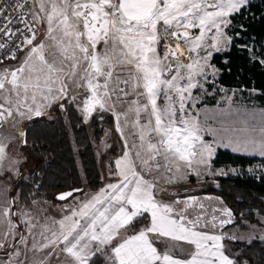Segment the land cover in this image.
I'll list each match as a JSON object with an SVG mask.
<instances>
[{"label": "snow or ice", "instance_id": "obj_1", "mask_svg": "<svg viewBox=\"0 0 264 264\" xmlns=\"http://www.w3.org/2000/svg\"><path fill=\"white\" fill-rule=\"evenodd\" d=\"M250 7L251 0H0V264H251L242 249L264 243V218L234 212L219 196L175 191L190 178L216 183L236 174L215 166L220 148L264 157V111L230 105L201 119L197 108L224 91L217 55L235 48L264 66V49L257 53L235 22ZM69 105L82 122L111 115L122 153L98 190L58 192L54 200L66 203L54 219L43 170L28 162L45 151L33 129ZM255 215L264 217V208Z\"/></svg>", "mask_w": 264, "mask_h": 264}, {"label": "trees", "instance_id": "obj_2", "mask_svg": "<svg viewBox=\"0 0 264 264\" xmlns=\"http://www.w3.org/2000/svg\"><path fill=\"white\" fill-rule=\"evenodd\" d=\"M235 22L245 24L248 30L245 39L260 53L264 49V0H251L250 11L243 19L237 17ZM225 60L228 61L227 64L224 63ZM214 62L222 70L218 86L254 91L258 105L264 107V66L250 60L246 53L241 54L235 48L229 53L217 55ZM107 130L117 138L121 152L123 142L115 131L114 118L108 114H105L102 122L99 118L82 122L77 109L69 105L67 111L53 110L51 120L44 119L36 125L33 131L43 138L42 147L45 151L33 154L31 159L34 169L43 170L41 175L44 187L41 193L49 201L60 203L54 200L56 194L71 187L90 188L95 191L103 184L97 144ZM118 154L117 146L112 144L102 155V160ZM257 161L264 162V159L218 149L215 164L236 166L243 171L235 177L221 179L219 190L211 189L204 193L222 197L234 212H252L254 216L250 218L257 219L255 214L264 208V179L254 178L246 173V169ZM23 192L28 195L30 189L24 187ZM242 251L251 264H264V243L259 240Z\"/></svg>", "mask_w": 264, "mask_h": 264}, {"label": "rangeland", "instance_id": "obj_3", "mask_svg": "<svg viewBox=\"0 0 264 264\" xmlns=\"http://www.w3.org/2000/svg\"><path fill=\"white\" fill-rule=\"evenodd\" d=\"M182 59H184L185 62H187L186 57H182ZM217 88L218 89H223L224 91H216V92H214L213 95L203 98L201 104L197 105V108L201 112V117H200L201 119L203 118V114L207 110H219L221 108L228 109L230 107V105H231V107L233 109H239V110H241V112H243L244 110L255 111L257 113H259L261 111H264V107H261V106L258 105L257 99L255 97L256 92H254V91H243V90L238 89V88H225V87H220L218 85H217ZM225 93H227V95L231 97L230 101H227L225 99ZM212 101L214 102V104H209V102H212ZM51 119H49V120H51ZM245 119H247V117H245ZM210 123H212V122L210 121ZM213 126L215 127L216 125L213 124ZM237 127H240V126L238 125ZM117 134L119 135V133H117ZM119 137H120V135H119ZM205 138L208 139V140L212 139V137H210V136H206ZM129 143H131V141H129ZM112 144L117 146L119 154L117 156L109 157L106 160H102V155L104 154V152L106 150H108V148H110V146ZM119 146H120V144L117 141V138L109 130L106 131V133H105L104 137L102 138L101 142L99 144H97V155H98V158H99V165H100V169H101V175L105 177V179H103V184L108 182V180L106 178V174H107V169H108L109 163L111 161H113L116 157L120 156L121 153H122V151L120 152ZM226 150L231 151V149H226ZM238 154L246 155V156H256V157H258L260 159H264V157L259 156V155H251V154H245V153H238ZM215 166L217 168H220V167H226V168L235 167L238 171H237L236 174H230V175L225 176V177H217L216 178V183H213L211 180H209L208 183H201L200 181H198L195 178H190L188 181L181 182V183L177 184L176 186L192 185V184H205V185H208V186L217 185V184L219 185L220 182H221V179L235 177L237 175H240L242 173V171H243L239 167L231 166V165L215 164ZM28 167L31 168V169H34V163H33L32 159L29 160ZM249 169H251L252 171H249ZM246 173L248 175L254 177V178L264 177V162L263 161L255 162L252 166H250V167H248L246 169ZM25 174H27V173H25ZM10 192L12 194H14L15 193V189L14 188L11 189ZM196 196H199V197L202 196L201 199L202 198L204 199V198H206L208 196L217 197V195H215L213 193H203V194H199V195L196 194ZM165 198L167 199V197H165ZM181 198H183V197H181ZM62 203H66V202L52 203V205L49 207V213L48 214H49V216L51 218L58 219V218H60L63 215V213L61 211V208H60V204H62ZM205 203L211 205V204H214L215 201L214 200H206L205 199ZM21 204H23V203H21ZM33 214L34 215L36 214V210L35 209L33 210ZM261 218H262L261 216L257 215V219H261Z\"/></svg>", "mask_w": 264, "mask_h": 264}, {"label": "water", "instance_id": "obj_4", "mask_svg": "<svg viewBox=\"0 0 264 264\" xmlns=\"http://www.w3.org/2000/svg\"><path fill=\"white\" fill-rule=\"evenodd\" d=\"M211 189L219 190V186L217 185L208 186L205 184L180 185V186H176L175 191L181 197H183L187 195H195V194L204 193Z\"/></svg>", "mask_w": 264, "mask_h": 264}, {"label": "crops", "instance_id": "obj_5", "mask_svg": "<svg viewBox=\"0 0 264 264\" xmlns=\"http://www.w3.org/2000/svg\"><path fill=\"white\" fill-rule=\"evenodd\" d=\"M220 149H224V148H220ZM234 153V152H233ZM238 154V153H237ZM98 190V189H97ZM96 191V190H95ZM200 194H203V193H200ZM196 195V194H195ZM199 195V194H197ZM184 197V196H183ZM202 197V196H201ZM167 198H170V197H167ZM203 199V198H202Z\"/></svg>", "mask_w": 264, "mask_h": 264}]
</instances>
